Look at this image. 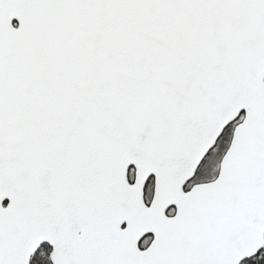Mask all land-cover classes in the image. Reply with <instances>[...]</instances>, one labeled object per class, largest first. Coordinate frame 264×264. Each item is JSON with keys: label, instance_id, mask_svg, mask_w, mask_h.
<instances>
[{"label": "snow or ice", "instance_id": "6c2138e0", "mask_svg": "<svg viewBox=\"0 0 264 264\" xmlns=\"http://www.w3.org/2000/svg\"><path fill=\"white\" fill-rule=\"evenodd\" d=\"M0 264H264V0H0Z\"/></svg>", "mask_w": 264, "mask_h": 264}]
</instances>
